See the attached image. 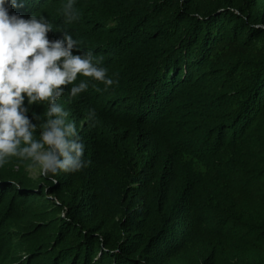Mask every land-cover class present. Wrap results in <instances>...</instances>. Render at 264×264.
<instances>
[{"label": "trees", "instance_id": "obj_1", "mask_svg": "<svg viewBox=\"0 0 264 264\" xmlns=\"http://www.w3.org/2000/svg\"><path fill=\"white\" fill-rule=\"evenodd\" d=\"M66 2L9 14L44 16L81 51L103 42L118 83L78 75L88 89L57 101L86 167H0V264H264V0H75L70 24Z\"/></svg>", "mask_w": 264, "mask_h": 264}, {"label": "clouds", "instance_id": "obj_2", "mask_svg": "<svg viewBox=\"0 0 264 264\" xmlns=\"http://www.w3.org/2000/svg\"><path fill=\"white\" fill-rule=\"evenodd\" d=\"M74 4L75 0H67L60 9L66 23L80 19ZM9 5L15 6L16 0H0V167L13 157L30 161L25 171L31 180L78 172L90 162L83 160L84 144L76 125L67 120L68 112L57 101L66 87L70 86L71 98L88 89L87 80L76 83L78 75L103 83L105 88L118 83L100 66L109 54L103 42H91L92 52L83 47L81 51L79 41L67 31L63 39L50 40L47 34L53 27L44 16L25 19L9 14ZM74 48L79 54L73 53ZM25 98L28 105H47L43 123H33L26 114ZM88 119L96 125L94 110ZM37 168L38 175H32L31 170Z\"/></svg>", "mask_w": 264, "mask_h": 264}, {"label": "rangeland", "instance_id": "obj_3", "mask_svg": "<svg viewBox=\"0 0 264 264\" xmlns=\"http://www.w3.org/2000/svg\"><path fill=\"white\" fill-rule=\"evenodd\" d=\"M38 173H39V169H38V168H37V169H32V170H31V174L34 175V176L38 175ZM58 215H60L59 212L57 213V216H58Z\"/></svg>", "mask_w": 264, "mask_h": 264}]
</instances>
